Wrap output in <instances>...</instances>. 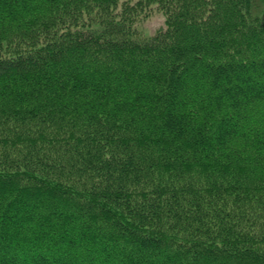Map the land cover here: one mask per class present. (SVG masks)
Returning <instances> with one entry per match:
<instances>
[{
  "label": "trees",
  "instance_id": "obj_1",
  "mask_svg": "<svg viewBox=\"0 0 264 264\" xmlns=\"http://www.w3.org/2000/svg\"><path fill=\"white\" fill-rule=\"evenodd\" d=\"M263 212L264 0H0V264H264Z\"/></svg>",
  "mask_w": 264,
  "mask_h": 264
},
{
  "label": "rangeland",
  "instance_id": "obj_2",
  "mask_svg": "<svg viewBox=\"0 0 264 264\" xmlns=\"http://www.w3.org/2000/svg\"><path fill=\"white\" fill-rule=\"evenodd\" d=\"M163 23H164L163 13L156 9L148 17L140 21L137 27L140 30V32H143L144 34H150V33H154L157 28L163 25ZM262 214L264 216V212ZM263 224H264V218L262 219V217H256L253 220H249L245 226L246 227L245 229L247 230V233L251 238H256L257 241L260 240L259 241L260 247L262 248H264V237H263L264 231L262 229ZM259 231L262 233L261 235L259 234ZM244 245L248 246L249 243H246Z\"/></svg>",
  "mask_w": 264,
  "mask_h": 264
},
{
  "label": "bare ground",
  "instance_id": "obj_3",
  "mask_svg": "<svg viewBox=\"0 0 264 264\" xmlns=\"http://www.w3.org/2000/svg\"><path fill=\"white\" fill-rule=\"evenodd\" d=\"M142 33V35H146V34H144L143 32H141ZM150 34H152V33H150Z\"/></svg>",
  "mask_w": 264,
  "mask_h": 264
}]
</instances>
